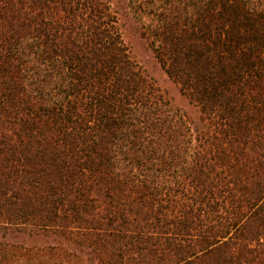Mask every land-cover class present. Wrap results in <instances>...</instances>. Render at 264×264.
<instances>
[{
    "label": "trees",
    "instance_id": "16d2710c",
    "mask_svg": "<svg viewBox=\"0 0 264 264\" xmlns=\"http://www.w3.org/2000/svg\"><path fill=\"white\" fill-rule=\"evenodd\" d=\"M0 264H264V0H0Z\"/></svg>",
    "mask_w": 264,
    "mask_h": 264
},
{
    "label": "rangeland",
    "instance_id": "374dc122",
    "mask_svg": "<svg viewBox=\"0 0 264 264\" xmlns=\"http://www.w3.org/2000/svg\"><path fill=\"white\" fill-rule=\"evenodd\" d=\"M124 36L126 43L129 45L131 55L157 78L162 80L166 79L153 56V52L150 49L148 42L140 35L138 28H136L134 24H126Z\"/></svg>",
    "mask_w": 264,
    "mask_h": 264
}]
</instances>
